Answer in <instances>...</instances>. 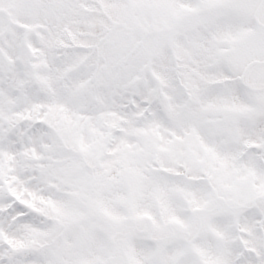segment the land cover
I'll use <instances>...</instances> for the list:
<instances>
[{"label":"snow or ice","instance_id":"6c2138e0","mask_svg":"<svg viewBox=\"0 0 264 264\" xmlns=\"http://www.w3.org/2000/svg\"><path fill=\"white\" fill-rule=\"evenodd\" d=\"M0 264H264V0H0Z\"/></svg>","mask_w":264,"mask_h":264}]
</instances>
